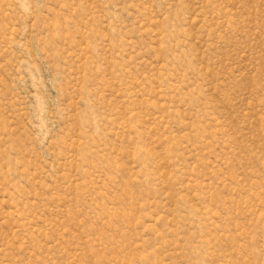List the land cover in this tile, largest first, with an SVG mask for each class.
<instances>
[{"label":"rangeland","instance_id":"374dc122","mask_svg":"<svg viewBox=\"0 0 264 264\" xmlns=\"http://www.w3.org/2000/svg\"><path fill=\"white\" fill-rule=\"evenodd\" d=\"M0 264H264V0H0Z\"/></svg>","mask_w":264,"mask_h":264}]
</instances>
